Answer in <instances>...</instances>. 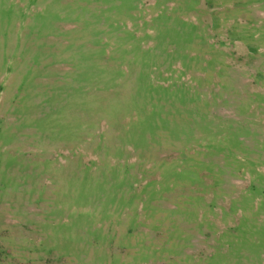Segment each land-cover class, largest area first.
Instances as JSON below:
<instances>
[{"label": "rangeland", "instance_id": "374dc122", "mask_svg": "<svg viewBox=\"0 0 264 264\" xmlns=\"http://www.w3.org/2000/svg\"><path fill=\"white\" fill-rule=\"evenodd\" d=\"M0 264H264V0H0Z\"/></svg>", "mask_w": 264, "mask_h": 264}]
</instances>
